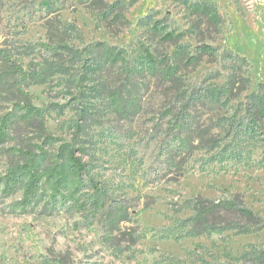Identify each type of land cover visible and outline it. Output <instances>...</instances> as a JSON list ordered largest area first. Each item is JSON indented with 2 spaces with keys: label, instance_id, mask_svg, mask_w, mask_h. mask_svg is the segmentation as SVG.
Segmentation results:
<instances>
[{
  "label": "rangeland",
  "instance_id": "1",
  "mask_svg": "<svg viewBox=\"0 0 264 264\" xmlns=\"http://www.w3.org/2000/svg\"><path fill=\"white\" fill-rule=\"evenodd\" d=\"M115 3L120 6L112 11ZM204 4L215 5L222 23L212 24L201 14ZM68 27H73L69 34ZM95 43L125 51V60L106 71L103 99L67 94L57 79L26 89L28 97L0 86V117L15 114L17 105L26 103L68 107L64 115L51 114L45 123L51 144L33 126L16 125L18 135L0 149V177L22 162L14 149L38 153L43 148L53 162L57 148L72 140L79 123L83 161L114 198L130 206L144 238L134 253L116 257L103 243L98 222L89 229L79 215H13L9 205L19 195H0V264H169L171 259L190 264L191 252L210 262L240 264L243 253L264 244V231L179 241L163 237L175 235L177 220L190 214L175 213L188 199L237 200L264 218V169L205 166L198 153L185 163L182 175L165 173L162 153L173 142L172 125L182 116L183 102L228 77L230 62L223 60L224 52L244 57L250 81L264 83V0H0V48L22 52L27 45L36 46L34 54L22 59L24 68L31 60L39 62L49 45L83 48ZM204 44L217 53L199 52ZM144 45L155 57L153 70L144 59ZM6 69L0 63V72ZM84 112L87 121L81 119ZM188 113L202 125L213 112L197 108ZM132 227L136 225L121 224L123 231Z\"/></svg>",
  "mask_w": 264,
  "mask_h": 264
},
{
  "label": "trees",
  "instance_id": "2",
  "mask_svg": "<svg viewBox=\"0 0 264 264\" xmlns=\"http://www.w3.org/2000/svg\"><path fill=\"white\" fill-rule=\"evenodd\" d=\"M115 3L112 11L119 8ZM201 14L215 25L222 19L215 5H201ZM68 27L66 32H72ZM167 38H171L167 35ZM43 48V46H39ZM199 52L208 55L217 53V48L201 45ZM16 48H0V63L6 70L0 72V86L16 89L25 97L26 89L43 86L57 79L58 86L67 94H93V99H103L108 92L106 71L125 60V51L105 43H95L83 48L66 44L44 47L45 55L36 62L31 60L24 68L22 59L36 51V46L27 45L22 52ZM142 53L149 70H153L156 60L149 47L144 45ZM230 62L229 75L214 89L208 87L197 90L182 104V116L172 125V143L163 147L165 156L163 171H178L182 175L185 163L195 154H202L205 166L218 165L225 168L264 169V83H252L249 79V63L230 51L222 55ZM195 60V59H194ZM243 76V77H242ZM88 92L84 93L83 92ZM68 107L51 103L46 108H38L31 103L17 105L15 114L0 117V149L18 135L16 125L25 123L41 133L46 144L45 123L51 114L64 115ZM207 108L212 111L207 123L200 125L189 110ZM168 109L165 116L171 115ZM87 112L81 116L87 121ZM83 126L74 125L71 141L63 142L57 148L54 161L49 162L48 152L41 148L38 153L30 150L14 149L22 162L7 169L0 177V195L3 199H19L9 205L13 215L66 214L79 215L84 227L91 228L96 222L102 225L103 243L112 248V253L120 257L134 253L133 247L144 238L138 232L137 220L130 206L124 200L114 198L105 184L96 180L88 165L83 161L84 146L77 140ZM189 211V215L177 220L175 235L164 239L176 241L222 235L255 234L264 231V218L237 200L208 201L202 198L188 199L176 209V214ZM135 224V228L123 231L121 224ZM190 264H225L210 262L191 252ZM240 264H264V244L243 253ZM169 264H185L171 259Z\"/></svg>",
  "mask_w": 264,
  "mask_h": 264
}]
</instances>
